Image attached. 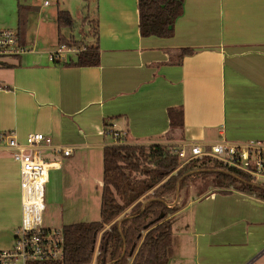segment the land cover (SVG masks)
I'll return each mask as SVG.
<instances>
[{"label": "crops", "instance_id": "crops-1", "mask_svg": "<svg viewBox=\"0 0 264 264\" xmlns=\"http://www.w3.org/2000/svg\"><path fill=\"white\" fill-rule=\"evenodd\" d=\"M70 2L56 0L51 12L46 0H0V28L18 30L20 4L37 9L25 14V51L0 60V134L22 142L46 133L70 149L39 150L50 163L43 228L99 222L108 146L264 141V0H184L170 37L140 35L138 0H96L94 19L86 7L83 36L73 34L76 20L63 31L98 44L99 63L78 67L49 58L58 47L57 12ZM172 107L183 111L180 138ZM5 142L0 136V251L13 249L22 219L19 164ZM182 207L185 226L169 264H264V201L210 190ZM51 212L56 218L45 221Z\"/></svg>", "mask_w": 264, "mask_h": 264}, {"label": "trees", "instance_id": "trees-1", "mask_svg": "<svg viewBox=\"0 0 264 264\" xmlns=\"http://www.w3.org/2000/svg\"><path fill=\"white\" fill-rule=\"evenodd\" d=\"M138 1L140 35L172 36L184 0ZM36 10L30 5H19V39L24 33L25 14ZM56 20L58 46L86 43L73 37L72 43L64 37L63 30H72L75 25L68 10L59 9ZM181 52L193 53L191 48H181ZM99 56L97 42L86 43L78 58L68 63L75 67L95 66ZM168 119L172 133L182 137V109L169 108ZM108 120L104 121L106 129ZM173 149L168 144L116 143L106 147L99 222L63 226L62 256L43 261L31 259L26 264H169L173 249L171 220L181 209L172 202L190 181L189 177L212 175L213 185L219 189L215 192L230 193L232 186L233 190L264 201V184L254 182L246 171L210 155L180 162Z\"/></svg>", "mask_w": 264, "mask_h": 264}, {"label": "built area", "instance_id": "built-area-1", "mask_svg": "<svg viewBox=\"0 0 264 264\" xmlns=\"http://www.w3.org/2000/svg\"><path fill=\"white\" fill-rule=\"evenodd\" d=\"M83 49L60 45L51 51L49 58L51 62L76 60L78 53ZM24 51L16 29L0 28V60ZM0 136L6 139L8 151L19 164L22 212L13 249L0 251V264H26L31 259H59L63 253L62 229L47 230L42 227V217L45 213L44 188L49 178L50 163L42 159L39 150L42 146L49 145L68 155L70 149L55 145L52 137L46 133L29 132L22 142L11 133ZM174 153L183 162L210 155L226 165L246 171L254 180L264 178V141L231 143L220 140L206 146L193 142L188 148L174 149Z\"/></svg>", "mask_w": 264, "mask_h": 264}, {"label": "rangeland", "instance_id": "rangeland-1", "mask_svg": "<svg viewBox=\"0 0 264 264\" xmlns=\"http://www.w3.org/2000/svg\"><path fill=\"white\" fill-rule=\"evenodd\" d=\"M32 1L34 2L32 4L37 5L39 2H41L43 0H32ZM46 1L51 4L50 6L47 7L48 10H50L51 12L57 10L56 0H46ZM69 1L70 0H65V2L68 4H69ZM70 3H71V8L68 11L70 12L72 18H74V20H76V28L73 29V34L77 35L78 33H81V35L83 36V34H82L83 31L88 29V25L86 23V20L83 19L84 15L86 14V7L89 3V7H88L89 9H88L87 13L89 15H91V17L94 19L96 16L95 11H96V7H97V2H96V0H86V2L84 0H71ZM61 4H62L61 5L62 8L66 9L64 7L63 3H61ZM43 11H45V10H43ZM39 17H40V15H39ZM54 23H55V21H54ZM68 30L69 29H64L63 31H68ZM95 30H96L95 22H92V24L90 22L89 34L91 37H94ZM63 34L65 35L64 37H67L68 39H70L72 41V43H75L72 40V37L68 36L67 32L66 33L64 32ZM76 44H77V46H74L75 48H77V47L84 48L86 43L80 42V44H79L77 42ZM115 135L119 136V137H116V136L115 137L120 139V134L117 133ZM180 162H183V161H180ZM188 179L190 181L187 183V185L179 193V196L172 202V205L180 206L181 209L183 208L182 206H184L186 202H189L193 199L202 197L203 194L207 193L210 190H213V191L219 190V189H216V187L213 185V176L212 175H207V176L202 175L199 178L198 177H189ZM256 180L257 179H255L254 182L264 184V178H261L260 180H257V181ZM229 189L233 190L232 186H229ZM180 210L174 215V216H176V215L177 216L174 218L175 221L173 223V225H175V229H176L173 232V242H174V243H172L173 252H174V248H175V240H177V238L180 236L179 229L183 228L185 226V224H183V222H178V220L180 219V217L178 216V213L180 212ZM43 217H45V216H43ZM51 217H52V219H55L56 214L54 212H51V214L45 218V221H47ZM128 261L130 263V260H128Z\"/></svg>", "mask_w": 264, "mask_h": 264}]
</instances>
